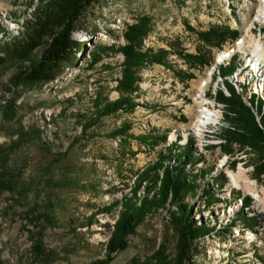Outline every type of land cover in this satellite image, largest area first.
Returning a JSON list of instances; mask_svg holds the SVG:
<instances>
[{
    "label": "rangeland",
    "instance_id": "1",
    "mask_svg": "<svg viewBox=\"0 0 264 264\" xmlns=\"http://www.w3.org/2000/svg\"><path fill=\"white\" fill-rule=\"evenodd\" d=\"M38 3L0 0V23L8 31L0 34V43L26 39L27 23L35 21L33 7ZM257 4L259 0H99L85 11L73 34L79 43L74 50L77 60L71 54L55 66L56 80L50 82L16 78L40 61L46 45L27 60L0 51L4 58L0 64V174L7 168L4 176L12 183L11 189L0 190V264H95L103 259L117 212L98 215L91 226L88 218L128 193L136 174L165 149V145L153 149L138 140L149 133L165 135L167 146L176 141L184 145L193 137L201 159L187 171L199 175L204 170L205 182L214 181L212 190L220 200L210 207L199 176V196L187 198L195 207L198 224L213 226V218L219 220L217 232L199 241L194 264H264V172L259 174L264 156L238 144L233 154L223 153L225 141L220 135L229 125L225 106L216 102L219 90L230 96L227 83L245 103L253 97L264 98V62L252 73L246 63L253 52L236 47L246 34L245 26L250 27L256 16ZM143 17L152 20L144 48L165 50L166 63L143 71L140 90L134 95L135 112L106 116L89 131L91 137H80V116L93 112L96 97L101 94L109 101L119 97L116 87L124 62V56L114 51L89 69L90 54L99 46H123L125 27ZM210 29L237 31L238 38L208 45L199 34ZM249 33L264 43V28L255 26ZM226 49L233 56L215 68L204 94L206 105L220 112V119L200 136L191 129L197 117V94L216 57ZM196 51L205 57V65L182 57L198 55ZM124 123L132 125V139L108 137ZM239 169L257 187L259 206L253 193L230 185V174ZM217 184H223L222 190L216 189ZM246 197L251 199L250 207L242 209ZM48 214L50 221L44 218ZM254 218L260 221L255 229ZM169 221L167 210L150 216L130 238L129 248L111 264H128L133 257L144 260L166 241L174 253L177 239Z\"/></svg>",
    "mask_w": 264,
    "mask_h": 264
},
{
    "label": "trees",
    "instance_id": "2",
    "mask_svg": "<svg viewBox=\"0 0 264 264\" xmlns=\"http://www.w3.org/2000/svg\"><path fill=\"white\" fill-rule=\"evenodd\" d=\"M99 0H39L38 5L33 7L36 11L35 21L27 23L28 32L26 39H17L12 43L4 40L0 43V51L8 55H17L22 60L30 59L31 54L37 48L46 45L39 62L28 67L16 76L19 81L50 82L56 80L54 67L65 62L71 54L75 58V49H79V43L73 39L78 23L85 11ZM34 2L32 1L31 5ZM152 20L148 17L140 18L137 23L127 25L123 33L125 44L117 49L113 47H97L90 54L89 69L99 64L109 52H119L124 56L122 63V77L118 80L116 91L119 97L109 101L107 97L99 94L93 101V112L87 116L81 115L80 137H91L89 131L96 127L102 118L120 112L133 113L137 107L134 95L140 90L143 71L154 64H165L167 52L144 48V41L151 33ZM0 34L3 36L8 31L0 23ZM201 40L208 45H221L225 39L238 38L237 31L210 29L208 32L199 34ZM188 61H197L198 64H206V59L200 53L198 55L183 54ZM75 61L77 58L74 59ZM4 58L0 57V64ZM221 76L225 77L221 71ZM230 96L223 90H219L216 102L225 106V121L229 125L222 130L221 138L225 144L221 146L223 153L233 154V146H249L264 156V100L253 97L246 102L242 99L235 88L227 83ZM249 105H248V104ZM260 119V120H259ZM132 125L124 123L108 134L110 138H129ZM182 140V136L178 137ZM138 140L144 145L153 147L165 145L160 150L155 162L142 169L136 174L133 186L129 192L122 195L119 200L99 208L95 214L88 218V226L97 222L98 215H108L117 212V219L112 226L111 236L105 244V256L95 264H111L115 256L126 251L130 245V238L138 228L152 215L160 210H167L171 230L176 234L177 245L175 252L171 253L168 241L162 243L152 255L144 260L133 257L128 264H194V257L199 253L198 243L206 237L213 236L217 232L219 220L213 218L214 225L198 224L195 220V207L187 198L196 199L199 196L200 184L197 177L204 183L203 193L206 196V205L210 207L219 201L218 194L213 192L214 181L210 184L205 182V171L196 174L187 171L188 166L193 167L195 161L201 156L197 155L193 137L188 138L186 144L181 145L177 141L167 146V137L154 133L139 136ZM75 140L72 144H75ZM73 147V146H72ZM6 160V159H5ZM6 162V161H5ZM3 161V163L5 164ZM264 172V159L261 165ZM7 169V168H6ZM0 174V190L11 189V182L4 174ZM223 184H217L216 189L222 190ZM1 193V192H0ZM250 198H244L242 209L249 208ZM200 210L198 207L197 211ZM244 214V210L241 212ZM245 217H247L245 215ZM48 221L50 215H46ZM248 218V217H247ZM255 219L252 228L259 226L260 221ZM236 219L233 220V223ZM41 239V238H40ZM38 240L36 246L42 244Z\"/></svg>",
    "mask_w": 264,
    "mask_h": 264
},
{
    "label": "bare ground",
    "instance_id": "3",
    "mask_svg": "<svg viewBox=\"0 0 264 264\" xmlns=\"http://www.w3.org/2000/svg\"><path fill=\"white\" fill-rule=\"evenodd\" d=\"M257 8L258 11L256 13V16L251 20V26L250 27L245 26L246 34L236 45L238 49L249 48L253 52L254 55L252 58H250V60L248 59V62L246 63V68L251 70V72L254 74H256L255 69H259L261 64L264 62V43L260 40V38L256 39L255 36L251 35L249 32H252V29L255 28V26H259L260 29L264 28V0H259V4H257ZM232 56H233V51L226 49L224 52L220 53L216 57V62L213 68L210 69V71L208 72L207 79L202 82V85L197 94V99H196V103H197L196 108H198L197 117L194 123L192 124L191 129L200 136L203 135L204 130L210 124H216L220 119V112L212 110L210 107L206 105V102L204 100L205 87L207 83L210 81L213 71L216 70L215 68L218 65L224 64L227 60L229 61L232 58ZM229 178H230V185L232 187L239 188L242 186L245 190L255 195L257 206L261 204V199L258 196L256 189L257 187L255 186V184L249 181V177L242 169H239V171L236 174L231 173Z\"/></svg>",
    "mask_w": 264,
    "mask_h": 264
},
{
    "label": "crops",
    "instance_id": "4",
    "mask_svg": "<svg viewBox=\"0 0 264 264\" xmlns=\"http://www.w3.org/2000/svg\"><path fill=\"white\" fill-rule=\"evenodd\" d=\"M196 53L199 54L198 51H196ZM200 53H201V52H200Z\"/></svg>",
    "mask_w": 264,
    "mask_h": 264
}]
</instances>
